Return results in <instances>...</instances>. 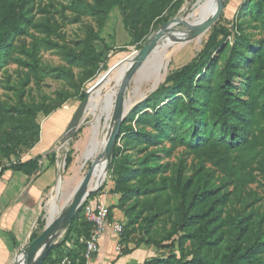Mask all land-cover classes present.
I'll list each match as a JSON object with an SVG mask.
<instances>
[{
	"label": "rangeland",
	"instance_id": "1",
	"mask_svg": "<svg viewBox=\"0 0 264 264\" xmlns=\"http://www.w3.org/2000/svg\"><path fill=\"white\" fill-rule=\"evenodd\" d=\"M197 2L198 0H183L181 4H171L162 17L154 20L150 27L140 26L144 36L136 44L132 43L131 34L125 28L123 13L116 10L102 34V38L111 49L105 53L98 68H93L72 61L69 55L83 52L89 30L94 29L95 32L99 30L97 19L89 13V6L94 0H33L28 7L31 18L28 34L14 38L12 47L8 49L7 55L2 56L3 62L0 63V165L26 161L41 138L42 126L50 112L58 108L65 110L68 107L66 110H69L77 106L83 92L86 93L97 82L104 81L116 72L125 63L123 61L127 57L144 48L149 39L160 33L164 26H167L164 37L158 44L161 47L167 36L179 31L192 32L183 23L192 13ZM242 2L244 0H225L224 10L219 19L208 31L202 33V42L196 40L194 44L178 43L169 49L164 67L157 72V74H165V67L167 68L166 78L161 84L165 83L171 73L190 64L198 57L214 29L224 28L229 33L226 39L220 38L223 40V50H226L228 45L232 47L242 36L249 40L250 50L264 49V19L248 17L241 20L238 8ZM189 19L193 20V17ZM95 44L99 51L104 50L103 42ZM35 48H37V65L31 57ZM225 50L222 53L214 52L212 58L208 60L209 63L224 68L225 62L221 58ZM250 56L246 51L248 61ZM121 62L123 63L120 64ZM137 72L125 92L124 100L129 95L137 96V93L142 97L135 101L123 122L126 120L127 124H132L134 130L141 128L147 133L156 135L158 132L153 125H138L137 117L129 116L130 112L145 101L152 89L158 85L155 82L149 84L148 80L144 79L137 83ZM241 80L237 77L233 82L238 91L242 90ZM66 95L71 96L68 102L64 101ZM181 99L185 101L183 96ZM163 103L166 105L169 100L164 99ZM214 104L215 91H210L202 107L203 120L208 121L211 118ZM176 114L177 117L169 122L163 133L159 132V138L153 144L125 143L124 137L118 140L117 145L115 144V148L119 147L122 154L127 156L129 167L134 170V177L127 183V188H134L136 194L127 202L126 208L131 210V217H137L138 220L136 224H130L131 221L122 211L125 217L124 224L127 225V238L135 247L134 250L142 249L141 255H146V261L168 258L189 261L197 257L203 262L220 263L233 246L245 247L257 235L264 236V154L251 169L254 182H248L240 188L236 181L229 183L227 171L222 165L217 164V159L213 156L215 152L210 148V143L219 138V133L212 134L211 142L207 141L205 146L191 148L187 144L189 133H186L182 125L183 118L178 111ZM97 119L95 113L87 112L81 127L69 141L65 143L63 141L66 136L65 131L54 144L53 149L58 154V177L64 176L63 199L59 205L65 209L71 204L68 200L89 173L95 160L99 159L103 163L101 148L94 158L89 156L96 133ZM65 120L67 129L70 123L67 124L68 119ZM107 120L104 111L100 120L98 137L100 141L108 138L112 119ZM173 135L177 136L174 141H172ZM198 142L205 143L201 139ZM104 149L105 146L103 153ZM163 150H167L168 153ZM151 152L157 155L156 166H162V170H167L166 173L159 172L154 178L146 177L142 168L146 155ZM68 154H71L74 161L66 171ZM110 164L111 162L107 166L104 181L99 184L98 189L106 186L103 193L114 195L119 203L121 195L114 193L115 178L111 174ZM203 183L219 187L218 196L230 194V201L223 207L222 213H217L214 205L211 211L216 213H210L204 218L205 211L202 204L190 205V194H193ZM96 186V182H92L91 187ZM178 186L185 189L186 195L179 191ZM51 196L52 194L49 196L50 199ZM95 198L97 196L90 201H95ZM216 199L217 196L212 197L208 203ZM184 211L191 217L202 215L200 222L217 216L212 223L211 240L214 242L212 245H203L198 237L182 244L183 236L199 228V225L189 228L182 216ZM240 219L244 220L243 230L239 228L241 224L236 225ZM42 220L45 223L48 221L47 205L44 207ZM36 226L38 232L42 233L40 227Z\"/></svg>",
	"mask_w": 264,
	"mask_h": 264
},
{
	"label": "trees",
	"instance_id": "2",
	"mask_svg": "<svg viewBox=\"0 0 264 264\" xmlns=\"http://www.w3.org/2000/svg\"><path fill=\"white\" fill-rule=\"evenodd\" d=\"M33 0H0V63L3 62L2 56L7 55L8 49L12 47L15 37L28 34V25L31 22L29 17V6ZM173 3L181 4L183 0H94L89 6V13L95 17L99 23V30L95 32L90 29L85 40V50L78 55L70 54L72 61H77L87 66L98 68L99 63L105 53L111 48L102 38L103 31L108 25L111 15L119 10L124 15L125 28L129 30L132 43L140 42L144 36L140 26H151L152 22L165 13L166 9ZM239 17L246 19H264V0H244L238 8ZM241 25V23H240ZM238 27L239 24H238ZM229 33L224 28L214 29L209 37L204 49L190 64L171 73L164 84L150 95L147 99L138 104L129 116L137 117L136 123L150 124L156 128L158 134H151L138 128L134 130L132 124L122 123L120 135L116 140V145L121 137L126 138L125 143H145L153 144L159 138V132L163 133L169 122L177 117L176 112L182 116V125L186 129L187 144L191 148L199 145L205 146L207 141L212 140L211 135L219 133V138L210 143L213 149L214 158L217 164L222 165L227 171L229 183L238 182V187L243 188L246 183H253L254 176L252 167L264 154V49L250 50V42L247 37L242 36L240 41L227 46L224 56V68L215 64H210L214 52L222 53V41L228 37ZM223 38L221 40L220 38ZM96 42L104 43V50L99 51ZM242 45V48H240ZM223 50V51H222ZM246 51L251 55L246 59ZM253 51V52H252ZM37 48L32 53V61L37 65ZM241 80V91L233 85L236 78ZM210 91H215V104L211 110V118L203 120L205 100ZM85 94L79 97V104L69 110L58 108L48 114L41 130V138L37 141L33 155L26 161L15 163L11 166L17 171L33 174L40 170L42 153L50 151L56 141L66 131L65 119L70 123L76 109L85 100ZM185 98V101L181 99ZM71 96L66 95L65 102ZM164 99L169 103L164 104ZM149 109V110H148ZM151 110V112H150ZM33 113L35 110H31ZM174 136V135H173ZM172 136V137H173ZM174 136L172 141H174ZM200 139L205 142L200 144ZM166 154L167 150H163ZM49 156L55 159V153ZM157 155L151 152L146 155L143 163V173L148 178H154L159 172L166 173L162 166H156ZM55 161V160H54ZM73 157L68 154L66 158V171L73 164ZM129 159L122 154V150L116 147L111 164V174L115 178L116 195H121L116 206L123 211L131 221L130 224L137 223L138 218L131 217V210L126 208L128 201L132 200L136 194L134 188H127V183L134 177V170L129 167ZM251 170V171H250ZM248 172V173H247ZM102 186L92 193L88 202L95 196H99L105 190ZM179 191L186 195L185 189L178 186ZM219 187L211 186L208 183L199 185L193 194H190V205L202 204L205 214L208 217L211 209L216 205L217 213L223 212V207L230 201V194L225 193L218 196ZM217 199L208 203L212 197ZM114 207H110V218L112 219ZM185 210V209H184ZM186 211V210H185ZM183 213V219L189 228L197 227L191 234H186L182 238L184 245L189 239L198 237L203 245H212V223L217 216L208 218L200 222L201 216H187ZM243 219L236 225L243 230ZM46 223L40 219L38 226L44 229ZM93 226L86 220L84 207L76 213L70 227L64 235L63 240L50 252L43 264H55L64 258H69L72 264H87L85 259L86 244L90 238ZM39 234L34 232L31 242L38 238ZM66 242H71V247H66ZM122 242L126 249L119 256L129 255L134 251L129 246L132 242L127 238V225L124 224ZM133 245V244H132ZM144 264H264V236L259 234L245 247L233 246L229 253L220 263H207L195 257L193 260L185 261L178 258H168L165 260L153 259Z\"/></svg>",
	"mask_w": 264,
	"mask_h": 264
},
{
	"label": "crops",
	"instance_id": "3",
	"mask_svg": "<svg viewBox=\"0 0 264 264\" xmlns=\"http://www.w3.org/2000/svg\"><path fill=\"white\" fill-rule=\"evenodd\" d=\"M53 147L50 151L42 153L43 158L37 173L26 174L11 167L4 169L0 178V264H12L17 253L31 243L33 233L41 234L36 225L42 219L47 199L55 193L60 178L58 177V154ZM51 153H55V161L49 156ZM95 201L114 207L112 219L124 224V214L116 208L118 199L114 195L103 193L97 196ZM116 244L117 238L112 230H108L91 264L145 263L146 255H141L142 249L134 250L126 256H119L115 250ZM65 246L71 247L72 243L66 242ZM129 248L135 247L131 244Z\"/></svg>",
	"mask_w": 264,
	"mask_h": 264
},
{
	"label": "bare ground",
	"instance_id": "4",
	"mask_svg": "<svg viewBox=\"0 0 264 264\" xmlns=\"http://www.w3.org/2000/svg\"><path fill=\"white\" fill-rule=\"evenodd\" d=\"M217 2L218 0H198V2L194 5L192 13L189 17H193V20H190L189 17L185 18L184 22L188 24L192 28H199L203 24H205L217 11ZM193 3V2H192ZM173 26V25H171ZM183 26V25H182ZM192 32H183L179 31L173 35L167 36L164 41V45L161 47L158 44L161 42V39L158 42L157 48L151 54V57L143 63L142 68L139 70L138 78L136 82H142V80H148L147 83L153 84H161L167 75V68L165 67V74H157L158 70L164 67V62L168 59V51L170 48L174 47L176 44H186L191 42L194 44L197 41L202 42L203 34H199L196 37L192 36ZM194 48V45H192ZM192 49V48H191ZM131 57H129L125 63L118 68L116 72H113L109 75L104 81H101L98 89L93 91L90 94L89 102L86 107V112H93L98 116L97 125H96V133L93 139L92 150L90 151V158H94L95 155L99 152L101 148V157L103 158V163L96 159L94 162V167L92 170V176L90 179L89 189H92V182H96V185L101 184L104 181L106 176V159L104 158L103 148L105 146L106 140H99L100 133V120L101 114L105 111L107 114L108 120H110L113 116L114 108L116 106V102L119 96V89L122 87L125 77L127 73L130 71V61ZM135 75V74H134ZM134 77V76H133ZM157 85V86H158ZM137 96L129 95L127 99L124 100V110L129 111L130 108L134 105L135 101L141 98L142 96L138 93ZM104 105V107H102ZM68 136V137H67ZM66 136V141L69 139V135ZM63 187H64V176L62 175L59 179L57 189L51 199L47 204V213H48V222H51L57 219L65 210V208L59 205V202L63 199ZM74 195V194H73ZM73 195L70 197L68 202H71ZM65 197V196H64ZM62 203V201H61ZM64 205V204H63ZM65 207V206H64Z\"/></svg>",
	"mask_w": 264,
	"mask_h": 264
},
{
	"label": "water",
	"instance_id": "5",
	"mask_svg": "<svg viewBox=\"0 0 264 264\" xmlns=\"http://www.w3.org/2000/svg\"><path fill=\"white\" fill-rule=\"evenodd\" d=\"M224 6H225V0H218L216 13L205 24H203L199 28L194 29L186 23L183 24L191 31H193L192 36L196 37L197 35L208 31L216 23V21L219 19V17L221 16L224 10ZM166 27L167 26H164V28L160 33H157L153 37H151L144 48H142L136 54L132 55L130 61V71L127 73L125 77V81L120 89L118 100L116 102L113 116L111 118L112 121L109 125L108 138L105 142V149L103 154L107 163L106 169L112 160L116 140L120 135L123 120L127 117L130 111V110L129 111L124 110L125 92L128 89L134 74L142 67L143 63H145L148 57H150L153 51L157 48V44L161 39V37L164 35ZM128 58L129 57H127L124 61H126ZM123 62H121L120 64H122ZM101 81L102 80L97 82V84H95L92 88H90L86 92L85 100L76 109L70 121V124L68 125L65 132L66 136L67 135L70 136L68 141L74 135V133H76V131L81 127V124L84 120L86 107L89 102L90 94L96 89H98V87L101 84ZM159 86L160 84L158 86H155L152 89L151 93L155 92L159 88ZM66 136L63 139L64 143L66 141L65 140ZM93 167L94 166H92L89 173L77 186L69 207L66 208L64 212L57 219L51 222L47 221L45 228L43 229L42 233L38 236V238L33 242L27 244L24 248H22L20 252L17 253L14 262L12 264H43L44 263L46 258L49 256L50 252L59 244L60 238L63 236V234L67 232L76 213L82 207L83 203L88 199V197L93 192L98 190V188L100 187L99 185H97L95 188L89 189Z\"/></svg>",
	"mask_w": 264,
	"mask_h": 264
},
{
	"label": "built area",
	"instance_id": "6",
	"mask_svg": "<svg viewBox=\"0 0 264 264\" xmlns=\"http://www.w3.org/2000/svg\"><path fill=\"white\" fill-rule=\"evenodd\" d=\"M66 109H68V107H66ZM13 164L8 163L0 165V178L4 169L11 167ZM88 199L83 203L82 207H84L86 220L93 226L90 238L85 242V259L87 264H91L94 261L95 255L98 254L101 240L108 230H112L114 236L117 238L115 250L119 255L123 253L126 247L122 242L124 224L115 222L110 218V207L106 203L99 201L88 202ZM55 264H72V261L69 258H64Z\"/></svg>",
	"mask_w": 264,
	"mask_h": 264
}]
</instances>
